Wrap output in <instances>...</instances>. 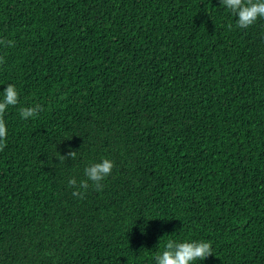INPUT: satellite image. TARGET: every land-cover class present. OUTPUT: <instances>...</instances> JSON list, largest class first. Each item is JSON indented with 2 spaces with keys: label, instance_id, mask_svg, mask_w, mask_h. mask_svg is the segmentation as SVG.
Segmentation results:
<instances>
[{
  "label": "trees",
  "instance_id": "16d2710c",
  "mask_svg": "<svg viewBox=\"0 0 264 264\" xmlns=\"http://www.w3.org/2000/svg\"><path fill=\"white\" fill-rule=\"evenodd\" d=\"M236 19L220 0H0V92L19 93L0 264H155L169 239L211 242L193 264H264V18ZM105 157L103 190L74 197Z\"/></svg>",
  "mask_w": 264,
  "mask_h": 264
},
{
  "label": "clouds",
  "instance_id": "9594fccd",
  "mask_svg": "<svg viewBox=\"0 0 264 264\" xmlns=\"http://www.w3.org/2000/svg\"><path fill=\"white\" fill-rule=\"evenodd\" d=\"M220 4L237 18L236 25L241 29L252 26L259 18H264V0H220ZM231 29V24L228 26ZM0 45L14 47V41L0 39ZM6 63L5 57L0 56V65ZM0 151L6 147L7 127L4 114L10 106L19 104V93L14 84H7L3 92H0ZM40 105L34 107H21L19 114L22 119L35 118L40 111ZM77 151L69 148L66 155H60V162L67 159H75ZM114 162L108 158H102L98 162H92L84 168V179L77 181L75 177L68 180V186L73 189L72 195L80 199L85 192L92 187L96 191L103 190L102 181L111 175ZM213 256L212 244L206 240H184L177 242L169 239L162 252L155 257V264H193L194 261H204Z\"/></svg>",
  "mask_w": 264,
  "mask_h": 264
}]
</instances>
